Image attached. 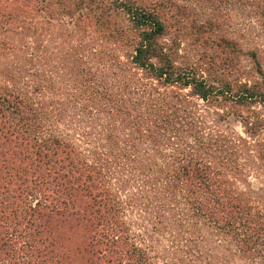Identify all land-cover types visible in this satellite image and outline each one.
<instances>
[{"label": "trees", "instance_id": "trees-1", "mask_svg": "<svg viewBox=\"0 0 264 264\" xmlns=\"http://www.w3.org/2000/svg\"><path fill=\"white\" fill-rule=\"evenodd\" d=\"M210 4L264 27V0ZM112 11L127 27L101 37L109 55L23 45L3 65L0 264H264V191L249 181L264 163L257 51L217 39L248 55L255 76L230 69V55L219 69L176 65L163 38L177 14L155 0H114Z\"/></svg>", "mask_w": 264, "mask_h": 264}, {"label": "rangeland", "instance_id": "rangeland-1", "mask_svg": "<svg viewBox=\"0 0 264 264\" xmlns=\"http://www.w3.org/2000/svg\"><path fill=\"white\" fill-rule=\"evenodd\" d=\"M113 1L0 0V73L4 63L8 62L9 67L14 64L13 57L17 53L16 50L23 45H28V52L35 55H71L74 49L84 55H95L100 50L103 55H109L112 49L109 47L112 45L101 37L106 36L107 39L108 35L112 36L115 29L127 27L123 13L118 12L117 16L114 15ZM140 1L149 3L153 0ZM155 1L162 7L164 17L169 15V11L177 14L175 20L170 21L168 18L165 21L167 33L163 38L165 47L176 53L178 57L175 59L176 65L183 66L185 61L200 58L203 62L215 60L217 62L215 69H219L226 67L223 65L232 64V61L223 63L224 59H222L225 55H230L238 59V64L234 60L230 69L239 70L241 77H245L248 73L255 76L248 55L244 57L240 54L233 55L224 51L223 46H217V39L224 37L241 45L244 52L257 51L264 68V27H261L246 10H240L236 6L231 10L221 8L220 11H216L214 5L210 4L212 0ZM86 17L89 18L86 20ZM207 20L220 23L221 30L212 35L209 34L208 29H200V25ZM26 29H28L26 36L19 34ZM200 37L207 41L197 42L196 38ZM80 41L82 45H86V52L81 51ZM99 43L101 47L98 48ZM10 45L13 46L12 50L9 49ZM2 57L7 60L2 62ZM253 76L248 79L254 80ZM252 108L264 117V107L255 105ZM234 129L245 138L239 124H234ZM260 164H263L260 166V171L251 174L249 181L254 189L264 191V163Z\"/></svg>", "mask_w": 264, "mask_h": 264}]
</instances>
